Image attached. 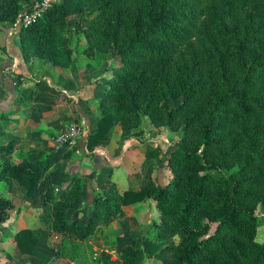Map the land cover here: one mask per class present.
<instances>
[{
    "label": "trees",
    "instance_id": "16d2710c",
    "mask_svg": "<svg viewBox=\"0 0 264 264\" xmlns=\"http://www.w3.org/2000/svg\"><path fill=\"white\" fill-rule=\"evenodd\" d=\"M34 1L0 0V22L17 25ZM74 15H80L75 30L85 53L110 61L108 85L96 103L98 131L88 133V148L115 125L122 141L141 136L146 119L153 134L183 130L160 158L170 177L124 193L108 179L87 223L66 217L82 184L57 198L48 163L25 155L20 164L2 161L0 179H17L29 197L43 192L51 206L47 231L62 235L72 257L79 242L95 237L124 206L151 199L160 217L155 239L165 243L158 252L162 264H264L256 212L264 207V0H56L19 29L24 58L59 53V32L66 34L60 26ZM28 89L23 99L32 97ZM169 99L181 102L168 108ZM11 207L12 198L0 194V221ZM16 241L23 253H33L30 229L20 230ZM148 259L135 243L117 257L105 250L99 257L104 264Z\"/></svg>",
    "mask_w": 264,
    "mask_h": 264
},
{
    "label": "crops",
    "instance_id": "0c3cea01",
    "mask_svg": "<svg viewBox=\"0 0 264 264\" xmlns=\"http://www.w3.org/2000/svg\"><path fill=\"white\" fill-rule=\"evenodd\" d=\"M79 18L80 15L70 16L67 23L70 19L78 22ZM68 27L69 30L66 25L60 26L66 29V34L59 32L60 52L54 53V58L37 57L28 61L23 55L20 28L10 21L0 22V123H7L6 129L0 124V130L4 129L3 136L14 139L17 145V148L11 146L10 152L0 151V162L11 159L8 161L11 164H20L25 155L27 160L48 163L52 191L57 198L72 195L81 183V193L70 205L66 217L70 222L87 223L108 179L114 180L122 193L143 189L151 180L161 182L160 176L165 178L166 170L160 158L166 155L175 135L163 130L153 134L152 124L146 119L143 135L122 141V129L115 125L108 138L88 148V133L98 131L96 103L108 85L109 64L89 57L85 53L84 38L76 34V26L73 31ZM26 89L33 91L30 99L22 97ZM19 110L22 112L17 113ZM71 123L83 126V134L75 143L58 147L54 136ZM0 183L5 185L0 194L12 198L7 218L0 221L2 264L11 261L15 264H87L94 262L95 254L100 255L104 250L117 257L124 247L133 243L146 248L150 259L144 264H162L158 252L165 243L156 241L153 233L158 231L160 219L153 200L124 206L100 233L79 242L77 254L72 257L71 246H62V235L52 236L47 231L51 206L43 192L38 190L35 196L29 197L26 186L14 178L0 179ZM22 229H30L36 238L32 254L23 253L18 246L16 235ZM148 234H152V239L147 245ZM117 236L121 240L115 241ZM111 246L115 249L110 250Z\"/></svg>",
    "mask_w": 264,
    "mask_h": 264
},
{
    "label": "rangeland",
    "instance_id": "374dc122",
    "mask_svg": "<svg viewBox=\"0 0 264 264\" xmlns=\"http://www.w3.org/2000/svg\"><path fill=\"white\" fill-rule=\"evenodd\" d=\"M76 19H73V20H69V22L66 24V28H67V30H69V27H68V25L70 26V30H74V28H75V24H76ZM17 27H18V29L19 28H21V26H19V23L17 24ZM88 58V57H87ZM85 59V58H84ZM108 64H110V61H108ZM106 72H107V70H106ZM110 74L111 73H108L107 72V75L108 76H110ZM103 81L104 82H106V78L104 77V79H103ZM102 82V81H101ZM103 82V83H104ZM108 83V82H107ZM36 84H38V82H36ZM22 87V89L21 90H23L24 89V85L23 86H21ZM35 87H37V86H35ZM23 102V101H22ZM179 102H181V99H178V100H173V99H169L168 101H166L165 102V105H166V107H168V108H172L173 106H175V105H177ZM19 112H22V110H19V111H17V113H19ZM145 122V121H144ZM1 125H2V127H4L5 129H6V126H7V123L5 122V121H3V123H0ZM71 124H75V125H77V126H79V127H81L82 128V132H84V127L83 126H81V125H79V124H76V123H71ZM71 124H69L64 130H66ZM63 130V131H64ZM162 131V130H161ZM161 131H160V133H161ZM163 131H167V130H163ZM162 131V132H163ZM3 133H4V135H6L5 134V131H4V129H1L0 130V143H4L5 145H2V146H0V149L1 150H4V151H7V152H10L9 151V149L11 148V146H14V148L16 147L17 148V145H16V141L14 140V139H10V138H8L7 136H3ZM60 134V133H59ZM59 134H56L55 136H54V138L57 136V135H59ZM172 134H174L175 135V137L173 138L174 139V141H176L178 138H180L181 136H182V134H183V130H180V131H178L177 133H172ZM4 140V142H2ZM55 141V140H54ZM170 142H171V140H170ZM169 142V143H170ZM8 144H11L8 148H7V146H8ZM169 145V144H168ZM5 146H6V148L7 149H5ZM2 160H4V161H6L5 159H2ZM1 160V161H2ZM7 161H11V159H7ZM165 167V170H166V172H165V174H166V176H165V178H163L162 177V175L160 176V178L162 179L161 180V182L163 183L164 181H166L169 177H170V175H169V173H168V171H167V168H166V166H164ZM0 184H2V185H0V191L2 190L1 189V187H3V186H5L4 185V183H0ZM4 190V189H3ZM41 206H43V205H41ZM256 212H257V214L259 215V228H258V234H257V239H258V241H260V242H263L264 241V207L263 206H260L257 210H256ZM1 224V223H0ZM2 227V225H0V228ZM153 229H154V227H153ZM153 231H155V230H153ZM158 232V231H157ZM157 232H153L154 233V235L155 234H157ZM156 237V236H155ZM151 239H152V234H148V236H147V242H146V244L148 245L149 243H150V241H151ZM173 241H178V237H175V238H173L172 239ZM138 247V246H137ZM147 251V250H146ZM2 252H1V249H0V254H1ZM101 255V254H100ZM100 255L99 254H95V256L99 259V257H100ZM95 256H94V258H95Z\"/></svg>",
    "mask_w": 264,
    "mask_h": 264
},
{
    "label": "built area",
    "instance_id": "2783aa9c",
    "mask_svg": "<svg viewBox=\"0 0 264 264\" xmlns=\"http://www.w3.org/2000/svg\"><path fill=\"white\" fill-rule=\"evenodd\" d=\"M56 0H35L29 11H26L19 20V26L29 27L34 24L55 2ZM82 128L71 124L66 130L55 137L58 147L71 145L83 134ZM87 264H104L95 256V261Z\"/></svg>",
    "mask_w": 264,
    "mask_h": 264
}]
</instances>
